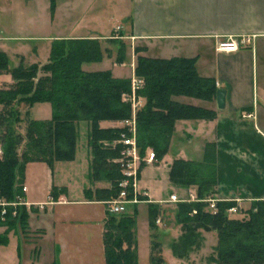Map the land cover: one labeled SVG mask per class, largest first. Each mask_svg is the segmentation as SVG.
<instances>
[{"label":"crops","instance_id":"obj_1","mask_svg":"<svg viewBox=\"0 0 264 264\" xmlns=\"http://www.w3.org/2000/svg\"><path fill=\"white\" fill-rule=\"evenodd\" d=\"M124 1L120 8L116 0H53L50 14L56 30L64 31L70 27L73 33L79 34L53 39L97 40L103 50H109L105 43L115 40L114 36L129 43L128 50L133 55L130 68H127L126 61L117 64L114 59L111 61L112 57L104 55L100 62L106 60L111 68H81L83 72L109 71L114 79L132 80L136 64L133 50L144 48L140 56L146 58L194 59L197 74L212 79L217 90L225 92L222 110L217 109L215 97L212 102L173 98L174 102L182 105L213 111L216 117L208 121L175 123L174 130L179 126L182 131L178 141H192L190 133L202 137V148L197 150V157H187L184 151L169 162L164 157L165 176L156 161L145 162L140 172L144 186L138 185V188L147 194L145 205H156L160 215L170 214L169 223L179 231L174 243L181 231L174 220L177 204L169 203V197L174 195L187 199L189 194H195L194 189L183 190L170 184L169 167L175 160L201 162L206 149L213 147L216 171L213 196L225 202L239 199V208L247 207L251 202L264 201V0ZM107 18L119 22L118 25L95 35L91 29ZM227 38L244 39L247 43L236 52L218 51L217 45ZM155 50L162 56H150V52ZM0 52L6 54L1 47ZM128 55L127 52L126 59ZM45 64L47 62L23 66L42 67ZM112 68L116 69L115 72ZM12 84V78L7 82L0 81V89ZM137 101L138 107L142 108L145 100L139 98ZM120 126L122 123L100 124L103 129ZM78 142L85 149L83 153L87 160L81 175L88 179L90 155L86 124L78 125ZM55 181L49 179L47 189L37 196L30 195L22 183L21 188L25 192L21 198L27 212L26 233L17 226L10 230L0 228V264H105V202L97 201L94 195L88 198L86 191L94 193L110 186L105 182L86 185L84 180L81 184L75 179L72 183L65 179ZM52 188L56 189V198L50 195ZM167 206L170 208L166 209ZM156 221V226L161 225L160 218L157 217Z\"/></svg>","mask_w":264,"mask_h":264},{"label":"trees","instance_id":"obj_2","mask_svg":"<svg viewBox=\"0 0 264 264\" xmlns=\"http://www.w3.org/2000/svg\"><path fill=\"white\" fill-rule=\"evenodd\" d=\"M53 5V0H50ZM117 45L115 62L126 61L122 42ZM144 48L133 50L136 56L134 76L141 81L136 98L144 99L142 108H136V147L141 159L138 177L145 166V153L151 150L155 161L167 153L177 121L213 120L216 113L202 108L186 106L173 101L176 97L212 102L217 87L215 81L200 77L194 59H152L140 56ZM111 57L97 40L56 41L50 58L42 67L20 65L10 69L5 54L0 52V74L9 73L10 87L0 89V201L12 204L21 198L23 171L26 163L43 162L52 167L55 162L72 161L78 141V125L88 127L90 183L105 182L109 189L86 191V196L107 202L119 194L122 180L118 164L123 144L121 135L127 128L103 129L101 123H123L132 117L130 104L123 100L131 93V80L114 79L109 71L83 72V63H98L103 56ZM35 103H49L52 117L49 121H25L24 133L18 129L24 124L18 107ZM213 147L206 149L201 162L175 160L169 167L168 180L179 189L195 190L198 200L215 194L216 171ZM52 188L51 197L56 198ZM174 220L181 235L171 245L173 255L186 259L199 248L201 231L214 232L217 238L211 264H264V201L251 202L239 208L237 214L228 210L235 202H218L216 212H209L203 203H178ZM150 223L156 225L160 214L156 205L149 206ZM4 211V214L2 212ZM195 212V214H192ZM20 229L26 233L27 212L24 206L0 207V228ZM134 218L107 213L103 247L105 264H136L130 251ZM0 238V242H1ZM134 244V243H133ZM156 245V244H154ZM162 260L158 261L161 264Z\"/></svg>","mask_w":264,"mask_h":264},{"label":"rangeland","instance_id":"obj_3","mask_svg":"<svg viewBox=\"0 0 264 264\" xmlns=\"http://www.w3.org/2000/svg\"><path fill=\"white\" fill-rule=\"evenodd\" d=\"M117 5L121 7L124 0H116ZM48 8V11L45 10ZM50 0H0V47L4 49L8 61V67L13 68L19 64H44L50 58L52 45L56 41H67L71 39H53L55 37H75L79 34L73 33L70 27H66L64 31H58L54 27L50 14ZM121 11V10H119ZM119 14V13H118ZM118 21V20H116ZM112 18L103 19L99 26L92 28L95 35H101L110 27L118 25ZM117 33V32H115ZM12 38H16L12 39ZM52 38V39H50ZM112 39L106 42L105 46L110 50L112 60H115L117 45L113 42H122L125 50L129 53L126 64L129 67L130 61L133 59L131 51L129 52V43L122 40ZM126 52V54H127ZM162 53L157 50L150 52L152 57H160ZM186 55V54H182ZM135 58V57H134ZM81 68L86 70H105L111 68L107 61L98 63H83ZM116 69L112 68L115 72ZM129 70V69H128ZM9 73L0 74V81H10ZM5 87V86H4ZM136 98V96H135ZM138 100V98H136ZM21 118L24 124L19 126L18 131L23 134L25 129V121L45 122L52 117V109L49 103H35L32 106L20 104L18 107ZM182 131L179 126L172 133L165 159L169 162L180 151H184L187 157H197L196 152L202 148V137L196 133H190L192 141L180 142L178 137ZM85 149L81 143L77 141L75 156L72 161L55 162L52 167H49L43 162H29L24 166L22 183L26 187L30 195H40L47 189L49 179L62 180L65 179L71 183L75 179L78 183L83 184V180L87 185L89 183L86 176H82L85 171L87 160L85 159ZM198 150V151H197ZM147 150L143 161L148 157ZM83 153V154H82ZM90 155V149H89ZM163 157V158H164ZM158 161L159 167L164 172V162ZM79 160V161H78ZM144 169V168H143ZM78 175V176H77ZM142 175V174H141ZM140 176V175H139ZM90 184V183H89ZM92 185L94 183H91ZM109 185V184H108ZM138 185L144 186L141 177L138 178ZM156 199L155 196L152 197ZM146 203L136 205H127L124 208L123 214L134 218V226L132 229V245L130 251L136 256V264H211L208 259L213 256V249L216 246L217 238L214 232L201 233L202 240L199 248L192 251L186 259H179L173 255L171 245L179 231L176 227L169 223L170 214L158 215L162 220L161 225L152 226L150 223V210ZM170 207L167 206L166 209ZM177 208H175L176 213ZM168 211V210H167ZM120 215H116L119 217ZM172 216V215H171ZM154 238L155 240H153ZM156 244V245H154Z\"/></svg>","mask_w":264,"mask_h":264},{"label":"built area","instance_id":"obj_4","mask_svg":"<svg viewBox=\"0 0 264 264\" xmlns=\"http://www.w3.org/2000/svg\"><path fill=\"white\" fill-rule=\"evenodd\" d=\"M119 29L117 28L116 31ZM247 41L244 39L237 40L235 38H227L220 42L217 45V50L224 53H232L236 52L241 45L246 44ZM141 88V81L137 78H133L131 80V93L129 95H125L123 100L130 104L132 109V117L130 120L125 121L122 123L123 126L127 128L128 135L122 134L120 142L123 144L124 149L121 152L120 159L118 160V164L121 169L122 180L118 184L119 194L116 198L105 202L106 212L113 214V215H120L123 214L124 208L127 205H138L141 203H145L147 194L142 192L138 188V171L141 159L137 152L136 147V130H135V119L134 114L136 108L138 107V101L135 98V93L137 90ZM1 154V151H0ZM155 161V156L152 151L148 153V157L146 158L145 162L152 163ZM22 192H25V189H22ZM169 203H203L206 204L208 207L209 212L214 214L216 212V204L218 202H224L218 200L214 196H210L203 200H198L195 194H189L187 199H179L174 195L169 197ZM233 202L236 203V206L228 210L229 215L237 214L239 210V203L241 200L237 199ZM11 206L13 208L17 206H26V204L22 201V198H18L16 203L8 204L5 202L0 201V207L5 208ZM4 214V211L2 212ZM192 214H195L193 212ZM158 224V221H156Z\"/></svg>","mask_w":264,"mask_h":264},{"label":"water","instance_id":"obj_5","mask_svg":"<svg viewBox=\"0 0 264 264\" xmlns=\"http://www.w3.org/2000/svg\"><path fill=\"white\" fill-rule=\"evenodd\" d=\"M215 102L218 110H222L225 105V92L223 90H217L215 94Z\"/></svg>","mask_w":264,"mask_h":264}]
</instances>
